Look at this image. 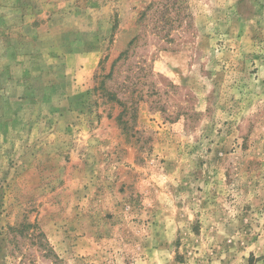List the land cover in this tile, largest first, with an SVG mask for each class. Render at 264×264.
I'll return each instance as SVG.
<instances>
[{"label":"rangeland","instance_id":"374dc122","mask_svg":"<svg viewBox=\"0 0 264 264\" xmlns=\"http://www.w3.org/2000/svg\"><path fill=\"white\" fill-rule=\"evenodd\" d=\"M0 264H264V0H0Z\"/></svg>","mask_w":264,"mask_h":264}]
</instances>
